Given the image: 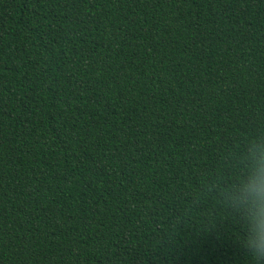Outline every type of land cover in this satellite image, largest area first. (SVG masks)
I'll use <instances>...</instances> for the list:
<instances>
[{"label": "trees", "instance_id": "16d2710c", "mask_svg": "<svg viewBox=\"0 0 264 264\" xmlns=\"http://www.w3.org/2000/svg\"><path fill=\"white\" fill-rule=\"evenodd\" d=\"M0 264H264V0H0Z\"/></svg>", "mask_w": 264, "mask_h": 264}]
</instances>
